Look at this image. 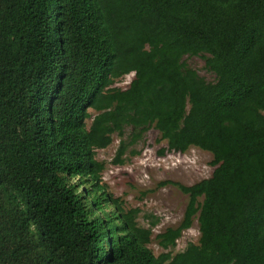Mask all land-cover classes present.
Instances as JSON below:
<instances>
[{"label": "trees", "instance_id": "trees-1", "mask_svg": "<svg viewBox=\"0 0 264 264\" xmlns=\"http://www.w3.org/2000/svg\"><path fill=\"white\" fill-rule=\"evenodd\" d=\"M127 129L117 165L151 129L213 156L155 239L102 182ZM0 264H264V0H0Z\"/></svg>", "mask_w": 264, "mask_h": 264}, {"label": "rangeland", "instance_id": "rangeland-1", "mask_svg": "<svg viewBox=\"0 0 264 264\" xmlns=\"http://www.w3.org/2000/svg\"><path fill=\"white\" fill-rule=\"evenodd\" d=\"M185 63L199 72L208 81H215V75L206 68V62L199 56L185 57ZM135 74L119 80L115 85L122 90L129 87ZM131 130L127 129L123 138L114 136L113 143L105 150L97 152V159L106 164L102 182L106 190L113 196L123 200L125 207L138 208L140 214L138 222L144 228H153V238L169 227H175L183 219L188 197L173 185L161 186L163 182H177L191 186L209 178L215 171L213 156L199 148H191L186 153L166 152V142H158L160 134L151 129L138 145L128 149L125 164L114 163L119 152L121 142L128 141ZM200 238L198 222L194 221L191 229L183 233L177 242L173 253L184 251L190 243H197ZM156 256L165 253L153 241L150 245Z\"/></svg>", "mask_w": 264, "mask_h": 264}, {"label": "clouds", "instance_id": "clouds-1", "mask_svg": "<svg viewBox=\"0 0 264 264\" xmlns=\"http://www.w3.org/2000/svg\"><path fill=\"white\" fill-rule=\"evenodd\" d=\"M134 74V73H133ZM130 75H132V74H130ZM129 76V75H128ZM127 77V76H126ZM132 82V81H131ZM117 157V156H116ZM104 163V162H103ZM106 165V164H105ZM124 165V164H123ZM106 170V169H105Z\"/></svg>", "mask_w": 264, "mask_h": 264}]
</instances>
